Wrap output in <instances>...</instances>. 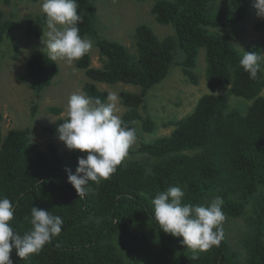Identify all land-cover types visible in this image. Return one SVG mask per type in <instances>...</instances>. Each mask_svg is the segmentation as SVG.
Wrapping results in <instances>:
<instances>
[{
  "label": "trees",
  "instance_id": "trees-1",
  "mask_svg": "<svg viewBox=\"0 0 264 264\" xmlns=\"http://www.w3.org/2000/svg\"><path fill=\"white\" fill-rule=\"evenodd\" d=\"M76 2L84 16L78 24L80 35L94 42L103 62L102 68L93 67L89 52L74 62L88 78L84 92L107 102L108 93L99 84L139 87L140 93H120L125 107L121 119L136 129L139 146L129 150L131 158H125L109 179L90 182V190L79 197L65 169L75 174L85 153L61 152L55 144L43 150L33 142L29 128L4 136L0 126V198L13 203L14 232L24 235L31 230L33 206L64 221L60 235L38 254L21 259L13 249V264H264V61L257 78L250 79L239 63L244 53L229 34L217 31H234L244 23L251 1L156 0L155 20L172 27L174 35L162 40L142 24L135 30V51L101 34L96 0ZM38 23L44 25L46 16L28 22L29 36L42 35ZM14 27L0 12V45ZM263 28L262 22L257 29ZM202 49L210 93L200 98L191 114L171 123L175 129L170 136L147 141L142 132L157 128L148 109L150 91L177 65L198 84L193 71ZM42 51L32 53L26 73L19 77L39 93L60 73L58 63ZM245 51L263 56L264 35L262 43L248 45ZM230 96L250 104L232 107ZM65 119L60 117L45 131L58 136L57 127ZM184 185L183 203L208 206L220 196L225 217L249 219L252 235L243 242L246 255L230 245L223 224L220 244L197 253L183 248L182 238L160 229L152 200L169 187Z\"/></svg>",
  "mask_w": 264,
  "mask_h": 264
},
{
  "label": "rangeland",
  "instance_id": "rangeland-1",
  "mask_svg": "<svg viewBox=\"0 0 264 264\" xmlns=\"http://www.w3.org/2000/svg\"><path fill=\"white\" fill-rule=\"evenodd\" d=\"M156 0H96L99 15V27L103 36L119 41L131 51H135L134 34L138 26L149 25L160 39L174 35L172 27H165L157 23L152 8ZM249 16L244 23L238 25L234 31L217 29L220 33L229 34L234 45L243 53L248 45L262 43L264 28L258 31L264 18H258L253 0ZM42 0H0V12L3 21L12 22L15 27L0 45V126L3 135L14 129H27L32 131V140L43 150L49 144H55L61 152H70L81 155L79 150H69L59 140L58 136L49 135L45 131L46 126L57 123L60 117L67 116L65 106L69 96L74 92H84V86L88 82L85 72L78 69L75 63L72 66L64 61L57 60L60 73L53 80L52 85L43 92H37L30 84L22 82L19 77L26 73L27 63L36 49L43 47L42 35L39 38L29 36L28 22L37 20L45 15L41 11ZM39 30L47 31V24L38 23ZM88 39V38H87ZM92 41V40H91ZM89 51L92 57V66L102 68L103 62L99 50L94 45ZM242 47V48H241ZM264 56V51H263ZM206 51H200L194 74L198 84L189 80L182 67L174 66L169 76L148 95V109L156 121L157 128L153 133L142 132L146 140L151 142L167 137L175 129L171 123L181 120L191 114L200 98L210 93L206 79ZM102 91L115 93L118 96L116 115L120 118L125 112L121 103L120 93L129 91L140 93V88L133 85L99 84ZM86 95V94H85ZM232 107H247L250 102L235 96L229 97ZM36 109V110H35ZM52 109H61L63 113L52 112ZM139 146V138L130 147L136 149ZM148 156H143L146 158ZM127 159L131 157L127 155ZM141 159V158H140ZM225 236L235 251L240 255H246L243 242L250 233L251 224L247 217L228 219L223 221ZM181 245V244H180ZM183 247V246H182ZM185 248V247H183Z\"/></svg>",
  "mask_w": 264,
  "mask_h": 264
},
{
  "label": "clouds",
  "instance_id": "clouds-1",
  "mask_svg": "<svg viewBox=\"0 0 264 264\" xmlns=\"http://www.w3.org/2000/svg\"><path fill=\"white\" fill-rule=\"evenodd\" d=\"M253 7L258 18H264V0H253ZM41 11L46 16L47 31H43L40 50L48 59L72 66L91 50L92 41L80 35L78 24L83 23L84 16L78 13L76 0H42ZM262 61L264 56L257 52L244 51L239 63L250 79H256ZM106 101L72 93L65 106L67 119L57 127L59 140L69 150L86 154L78 159L75 174L65 169L79 197L90 190V182L99 184L109 179L137 140L136 129L116 115L118 96L109 93ZM186 188L172 186L159 192L152 200L153 218L164 233L182 238L181 246L194 253L204 252L223 239L224 200L216 196L208 206L185 204ZM13 218V203L7 197L0 198V264H13V249L21 259L38 254L60 235L64 223L62 217L33 206L31 230L20 235L10 225Z\"/></svg>",
  "mask_w": 264,
  "mask_h": 264
}]
</instances>
